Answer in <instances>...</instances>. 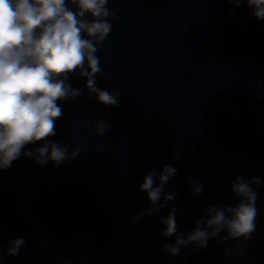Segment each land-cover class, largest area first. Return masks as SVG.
<instances>
[{"label": "clouds", "instance_id": "1", "mask_svg": "<svg viewBox=\"0 0 264 264\" xmlns=\"http://www.w3.org/2000/svg\"><path fill=\"white\" fill-rule=\"evenodd\" d=\"M229 2L237 7L246 3L252 10L250 18L264 20V0ZM108 3L109 0H0V170L10 168L22 152L37 164L51 160L55 166L79 155V147L69 152L67 145L50 139L56 135V121L63 115L58 102L75 100L82 94L68 83L70 75L78 74L86 80L90 98L94 96L105 106H119L120 94L101 89L96 83L101 72L96 53L111 32L109 18L115 15ZM109 127L103 119L93 122L98 137ZM37 142H43L42 146L24 151L27 145ZM176 172L167 165L159 174L150 171L144 177L139 189L147 194L150 207L134 216L133 222L158 213L175 199V194L164 192V187ZM259 186V177H236L231 188L238 203L234 207L209 205L206 216L197 221L195 230L186 238L177 232L178 210L173 207L167 217L160 218L165 225L160 235L177 237L175 244L164 245L165 250L177 256L189 244L206 249L209 238L224 231L227 235L220 237L221 241L250 239L256 231L255 189ZM194 192L201 194L202 185L195 183ZM25 243L24 237L14 239L6 254L18 256Z\"/></svg>", "mask_w": 264, "mask_h": 264}, {"label": "water", "instance_id": "2", "mask_svg": "<svg viewBox=\"0 0 264 264\" xmlns=\"http://www.w3.org/2000/svg\"><path fill=\"white\" fill-rule=\"evenodd\" d=\"M10 242V238L0 225V264H27L20 253L16 257L6 254Z\"/></svg>", "mask_w": 264, "mask_h": 264}]
</instances>
